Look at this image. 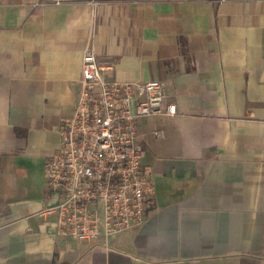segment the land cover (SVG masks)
<instances>
[{"label": "crops", "instance_id": "1", "mask_svg": "<svg viewBox=\"0 0 264 264\" xmlns=\"http://www.w3.org/2000/svg\"><path fill=\"white\" fill-rule=\"evenodd\" d=\"M87 49L176 106L137 121L154 207L107 248L40 215ZM0 264H264V0H0Z\"/></svg>", "mask_w": 264, "mask_h": 264}, {"label": "built area", "instance_id": "2", "mask_svg": "<svg viewBox=\"0 0 264 264\" xmlns=\"http://www.w3.org/2000/svg\"><path fill=\"white\" fill-rule=\"evenodd\" d=\"M108 70L85 50L77 102L44 165L47 190L57 201L40 212L54 217L57 236L103 240L105 248L108 239L139 227L154 207L136 142L138 119L176 114L175 104H164L159 81H108Z\"/></svg>", "mask_w": 264, "mask_h": 264}]
</instances>
